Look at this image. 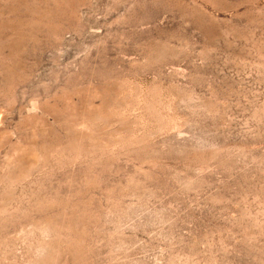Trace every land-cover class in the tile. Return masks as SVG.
<instances>
[{"label":"rangeland","instance_id":"1","mask_svg":"<svg viewBox=\"0 0 264 264\" xmlns=\"http://www.w3.org/2000/svg\"><path fill=\"white\" fill-rule=\"evenodd\" d=\"M0 264H264V0H0Z\"/></svg>","mask_w":264,"mask_h":264},{"label":"bare ground","instance_id":"2","mask_svg":"<svg viewBox=\"0 0 264 264\" xmlns=\"http://www.w3.org/2000/svg\"><path fill=\"white\" fill-rule=\"evenodd\" d=\"M140 96H141V95H140ZM134 103H135V102H134ZM158 107H159V105H158ZM126 109H127V108H126ZM144 114H145V113H144ZM144 114H143V115H144ZM137 118H138V117H137ZM165 127H166V126H165ZM166 128H167V127H166ZM120 132H121V131H120Z\"/></svg>","mask_w":264,"mask_h":264}]
</instances>
